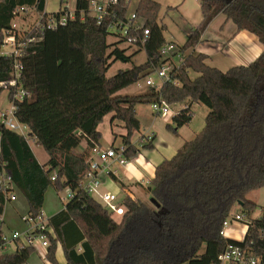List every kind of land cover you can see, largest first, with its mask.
<instances>
[{"label": "trees", "instance_id": "1", "mask_svg": "<svg viewBox=\"0 0 264 264\" xmlns=\"http://www.w3.org/2000/svg\"><path fill=\"white\" fill-rule=\"evenodd\" d=\"M133 1L119 0L111 8L114 17L98 25L89 14L91 0H76L74 20L51 30L26 31L22 56L0 55V82L11 79L17 60L21 87L35 93L32 101H19L15 112L17 121L28 128V136L0 124V170L12 177L32 217L42 212L50 187L58 193L67 189L74 193L64 209L50 218L47 260L51 264H60L58 248L66 264H216L229 244L262 252L264 210L260 218L252 219L243 243L224 238L221 231L237 206L252 218L257 205L248 195L264 187V51L250 65L222 72L207 65L208 56L194 49L221 15L238 32L248 31L264 46V0H198L202 21L179 53L183 61L171 74L175 84L165 83L158 93L149 89L148 94L123 96L120 92L165 62L160 49L165 46L166 27L158 23L162 6L155 0H139L136 14L150 30L143 47L147 62L106 78L105 39L110 23L126 20ZM46 2L0 0V51L14 30L16 11L27 7L40 15ZM67 3L61 0L60 11L51 16L65 12ZM113 54L129 59L118 49ZM190 72L198 76L192 79ZM5 90L11 99L14 88L0 89V97ZM160 96L170 106L189 101L173 118L174 127L167 125L174 134L191 123L194 103L203 104L209 113L203 130L156 168L147 192L161 207L125 196L117 203L126 208L119 222L81 187L89 169L88 152L100 145L98 127L110 114L127 132L123 137L127 159L141 149H153L152 142L140 146L132 142L141 130L136 108ZM31 139L47 153L46 164L37 160ZM83 142L86 151L75 154ZM3 206L0 193V212ZM33 254L32 248L24 247L1 255L0 264H27Z\"/></svg>", "mask_w": 264, "mask_h": 264}, {"label": "built area", "instance_id": "2", "mask_svg": "<svg viewBox=\"0 0 264 264\" xmlns=\"http://www.w3.org/2000/svg\"><path fill=\"white\" fill-rule=\"evenodd\" d=\"M118 2L119 0H105L103 2L91 1L89 14L96 20L98 25H101L107 17H114V13L111 8L117 5ZM66 8L67 10L60 13L58 16H51V13L47 12L40 14L38 25H36L33 29H39L41 31L45 29L51 30L59 26L66 25L70 20H74L75 10H69L68 5H66ZM29 9L32 8H20L16 11V13L19 15L21 12L28 14ZM45 19H47V21L44 24ZM13 29L12 34L5 38L0 55L18 58L24 54L26 43L23 39L22 33L19 32V29L16 28L15 24H13ZM112 29H117L121 33V36H123V39L127 42L136 44L140 47H144L146 45L150 36V30L145 28V21L141 17L137 16L136 10L131 15L128 14L126 20L112 21L108 30ZM36 40L38 39H34L33 41ZM5 47H10V51L6 52L4 50ZM174 48L175 47L173 45H170L168 48L162 47L160 49L162 57L168 50L172 51ZM179 58L182 62L183 60L180 54ZM175 67L176 66L169 62H165L157 67L153 72V74L157 75L159 82L154 80L152 74L141 81H144L145 87L153 89L154 92L158 93L165 83L175 84V81L171 76ZM21 77L20 63L15 60L13 63L11 79L6 82H0V89L14 88L15 90L13 97L9 99L10 108L0 110V124L4 128L11 131L19 133L23 136H28L23 130L26 126L17 121L15 112L17 111V103L19 101H32L35 98V93L32 90L21 87ZM151 106L157 116H168L170 114L171 106L164 99H162L161 96L152 102ZM142 142L144 144L153 142V136H144L142 138ZM124 152V147H120L118 149L113 147L103 148L101 145H96L89 149V157L87 161L89 169L80 183L82 189L92 197L99 195L100 201L97 199L98 202L105 208L112 211L113 218H122L126 213L125 206L117 205V195L111 193H104L100 195L98 190L102 185V176L112 177L116 175V172L112 169L113 164H118L120 167H126L128 165L129 159L125 157ZM56 176L57 175L54 172L51 180L55 181ZM16 190L17 189L12 177L4 169H1L0 193L4 197V205L7 202L17 201ZM73 197L74 193L71 190H68L67 197L61 198V200L64 202L65 200H71ZM1 214L2 212H0V256L11 252L14 253L24 247H30L42 260L47 261L48 250L51 245L49 241V233H51V217L47 216L43 210L35 217L28 215L23 217V221L26 224V228L23 231L11 230L9 231L10 234H8L4 230L5 220ZM252 219L254 218H250L244 212L235 214L234 216L231 214L223 223L221 235L226 239L243 243L248 234L249 227L252 224ZM233 223L238 224L239 228L241 227L240 231L237 233L235 232L238 235H234L235 233L231 235L229 233V230L231 229L230 225ZM216 264H264V249L260 253H255L251 248H245L236 244H229L225 251L219 256Z\"/></svg>", "mask_w": 264, "mask_h": 264}, {"label": "rangeland", "instance_id": "3", "mask_svg": "<svg viewBox=\"0 0 264 264\" xmlns=\"http://www.w3.org/2000/svg\"><path fill=\"white\" fill-rule=\"evenodd\" d=\"M95 1V0H94ZM105 1V0H100ZM61 0H47V9L51 13H56L60 11ZM75 0H68V6L73 9ZM159 3L162 4V10L158 19L159 25L165 26V30L163 31V36L165 39V46L168 48L170 45H173L175 48L174 50H168L164 55L162 60L166 63H171L174 66H180L181 60L179 58V53L181 49L187 42L188 36L191 32L199 26L200 22L202 21V13L200 8V3L198 0H158ZM137 0H134L131 5L128 14L131 15L136 8ZM56 11V12H55ZM46 12V11H45ZM39 13L34 9H29V13L25 14L21 12L19 16L15 18L13 24L16 25V28L19 29V32L25 33L26 31L32 30L39 22ZM225 17V16H224ZM222 19V18H221ZM226 19V17H225ZM232 23V22H230ZM233 26H229L227 28L220 27L219 21L213 24L209 30V36L216 38L220 36L223 40H229L233 33L232 27L236 26L235 24H230ZM106 44V58H107V72L106 78H111L115 76L119 71H127L134 67L141 66L147 62V54L143 47H140L136 44H132L127 42L121 36V33L117 29L109 30V35L105 39ZM120 50L127 58V61H123L118 59L113 53L115 50ZM4 50L6 52L10 51V47H5ZM197 53V52H196ZM219 61L225 62V56L223 54H219L215 56L213 59L209 61L211 65H215ZM164 62V63H165ZM215 62V63H214ZM220 65V64H218ZM155 81L159 82L157 75L152 74ZM196 74L190 72V77L195 78ZM149 91V88L145 87L144 81H140L139 83L123 90L120 92V95L123 96H136V95H143ZM184 103L175 104L170 107V114L168 116H157L156 125L153 127L150 125L152 124L151 119H154V111L152 109L151 103L140 104L137 106L138 113L141 117V130L140 133L136 132L137 134L143 135L145 133H156L165 128L166 132L168 131L172 135L174 132L168 129L167 125H172L174 127L173 118L176 116V111L179 109H184ZM10 108V101L8 99V92L5 90L1 94L0 97V110ZM193 120L189 125H187L190 130L195 132L193 137H188V140H192L197 136L204 128V122L206 115L208 114L209 109L204 106L203 104L194 103L191 108ZM148 118V119H147ZM114 119V117H113ZM150 122V123H149ZM188 128H185V131H189ZM24 132L28 135L29 130L28 128H23ZM101 131L103 133L104 146H109V141L114 138L113 132L118 134L119 132L126 131L124 125L121 122L114 121V125L111 126L108 122H104L101 125ZM135 133V134H136ZM138 137V135H136ZM123 137L124 135L120 136L117 135L116 138V147H120L123 144ZM186 140V141H188ZM30 145L34 149L35 155L37 156L38 160L44 161L48 157L45 150L38 146L37 143L31 139ZM139 145V144H138ZM140 146V145H139ZM68 194V190H63L62 192L58 193L55 191L53 187H50L46 196H45V203L43 207V212L52 217L58 212L64 209V206L69 200H65L62 202L61 198H66ZM17 201L15 202H7L3 206L2 210V217L5 220L4 230L10 234L9 231L16 230V231H23L26 228V224L23 221V217L29 215V206L26 198L16 190ZM124 193H120L119 198H124ZM248 198L253 201L257 205V209L253 214L254 219H258L260 217L262 211L264 210V187L252 191L249 193ZM143 199V198H142ZM97 200V199H96ZM140 200V199H138ZM98 201V200H97ZM152 198L148 192H145L144 202L148 205L154 206L151 202ZM242 210L239 206L235 207L232 215L241 213ZM117 221L120 222L121 218L115 217ZM8 226L11 230L8 229ZM238 224L233 223L230 225V230L233 233L236 232L233 228L237 227ZM229 230V231H230ZM239 231V230H238ZM237 231V232H238ZM236 232V233H237ZM234 235H238V234ZM135 245L137 247V242L135 241ZM153 247L155 244H151ZM12 251V250H11ZM12 253V252H11ZM27 264H48L46 260H42L38 254H33L31 259L27 262Z\"/></svg>", "mask_w": 264, "mask_h": 264}, {"label": "crops", "instance_id": "4", "mask_svg": "<svg viewBox=\"0 0 264 264\" xmlns=\"http://www.w3.org/2000/svg\"><path fill=\"white\" fill-rule=\"evenodd\" d=\"M94 1V0H91ZM100 1V0H95ZM137 0V4H138ZM158 2V0H155ZM159 3V2H158ZM161 6L162 4L159 3ZM68 5V4H67ZM137 6V5H136ZM69 10L73 11L76 8V0L73 5V9H71L70 6H68ZM136 9V8H135ZM46 12L51 13L47 9V2H46ZM56 12V11H55ZM222 18V19H221ZM219 21V24L221 25L222 29L227 28L229 26H233L230 24H234L232 21H226L225 17L223 15L217 17L209 26L207 31L205 32L202 43L196 47L194 50L197 53H202L208 56V59L206 61V64L212 67H216L222 72H227L229 69L235 66H248L252 62H254L264 51V46L259 41V39L254 36L253 34L249 33L248 31H237V27L234 26L232 28L233 35L232 37L225 41L220 36L216 38V36L211 37L209 36V30L210 27ZM232 22V23H230ZM193 50V51H194ZM191 51V50H190ZM219 54H223L225 56V62L219 61L218 63H215V65H211L209 61L213 59L215 56H218ZM220 64V65H218ZM193 73V72H192ZM196 74V73H194ZM198 76L196 74L195 78ZM192 78V77H191ZM194 79V78H192ZM149 91L145 94H148ZM144 95V94H143ZM185 106L183 107L186 109L189 106V101L187 100L184 102ZM192 108V107H191ZM183 109H179L176 111L175 115H178ZM137 111V118L139 119L141 123V117ZM209 113V111H208ZM208 115V114H207ZM206 115V116H207ZM114 114H110L104 118V121L99 125L98 131L102 135L101 140V147L103 148H120L124 147V143L120 147H116V136L117 135H124L126 136L127 132H119L118 134H114V138L109 141V146H104L103 141V133L101 131V125L104 124V122H108L111 126L114 125L113 120ZM157 115H154V119H151L152 124H150L152 127L156 124ZM148 119V118H147ZM193 120V118H192ZM150 123V122H149ZM205 124V122H204ZM185 128H188L187 126H184L180 128L177 132V134L172 135L168 131L166 132L165 128L164 130L161 129L156 133H145L143 135L135 134L133 137V144H140L143 145L142 138L147 135L153 136V149H141L140 152L137 154V156L130 158L129 163L126 167H120L118 164H113L112 169L116 172V175L114 176H102L101 182L102 185L99 188L98 192L99 194L104 193H111L117 195V203H119L120 199V193H124V196L131 197L134 200L140 199L141 201H144L145 192H147V188L151 182V180L154 178L156 168L165 160L171 159L175 154L178 152L179 149L183 147V145L187 142L188 137H193L195 135V132L193 130L185 131ZM140 133V132H139ZM138 135V137L136 136ZM196 137V136H195ZM190 141V140H188ZM30 144V143H29ZM31 146V145H30ZM31 149L35 155L34 149L31 146ZM86 151V144L83 142L79 148L75 149L74 153L80 155ZM36 156V155H35ZM37 158V156H36ZM38 160V158H37ZM49 158L47 157L44 161H39L40 164L44 165L48 162ZM124 187V188H123ZM96 199L100 201L99 195L94 196ZM143 198V199H142ZM61 212V211H60ZM59 213V212H58ZM57 213V214H58ZM56 215V214H55ZM239 227V226H237ZM8 229L10 227L8 226ZM236 230V232L241 230L240 228H233ZM231 235H233L232 230L229 231ZM34 254H36L34 252ZM31 259V258H30ZM57 259L60 262V264H66L64 259L63 250L61 248H58L57 250ZM48 264H51L47 260Z\"/></svg>", "mask_w": 264, "mask_h": 264}, {"label": "water", "instance_id": "5", "mask_svg": "<svg viewBox=\"0 0 264 264\" xmlns=\"http://www.w3.org/2000/svg\"><path fill=\"white\" fill-rule=\"evenodd\" d=\"M157 208H160L161 205L159 203H157V201L155 199L152 198V201H151Z\"/></svg>", "mask_w": 264, "mask_h": 264}]
</instances>
